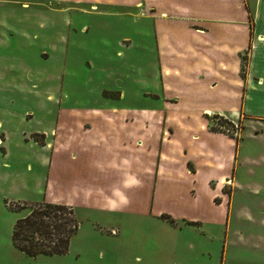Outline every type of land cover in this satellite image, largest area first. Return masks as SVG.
I'll use <instances>...</instances> for the list:
<instances>
[{
  "label": "rangeland",
  "instance_id": "rangeland-1",
  "mask_svg": "<svg viewBox=\"0 0 264 264\" xmlns=\"http://www.w3.org/2000/svg\"><path fill=\"white\" fill-rule=\"evenodd\" d=\"M6 1L0 0V158L10 165L0 168V264H264V158H234L236 165L228 162L221 172L205 158L185 157L189 144L192 154L204 151L198 138L190 141L194 131L187 129L198 117L190 106L213 98L179 99L187 105L179 122L167 113L138 112L162 102L152 87L159 62L152 19L140 15L150 0L142 7L99 5L100 15L59 13L53 0L26 6ZM154 1L175 12L236 11L233 0ZM243 3L251 11L255 0ZM218 102L229 100L218 93ZM111 107L129 113H91ZM203 121L209 131L242 137L241 157L264 151L248 136L250 125L263 129L264 122L241 114L206 115ZM106 128L110 158L92 143ZM203 139L218 153L235 150V142L220 136ZM20 158L32 165L24 189L17 186ZM38 158H47L46 164ZM223 172L221 193L212 195L207 179ZM234 174L240 185L231 183ZM130 175L140 186L124 187ZM98 187L106 193L119 187L129 202L115 210L96 207L85 194ZM41 201L74 209L78 230L65 253L32 257L12 244L14 222L28 208L10 206Z\"/></svg>",
  "mask_w": 264,
  "mask_h": 264
},
{
  "label": "crops",
  "instance_id": "crops-1",
  "mask_svg": "<svg viewBox=\"0 0 264 264\" xmlns=\"http://www.w3.org/2000/svg\"><path fill=\"white\" fill-rule=\"evenodd\" d=\"M34 1L46 2L45 0ZM233 1H235L236 11L231 13L218 12L212 14L190 10L169 11V9L164 8L161 2L154 0L147 2L149 11H141L140 13L141 16L144 15L152 19V27L156 36V53L159 60L157 76L153 79L152 87L154 91H157L154 96L162 102L158 108L141 109L138 112L159 116L167 113L171 120L178 121L177 115H181L182 107H187V105L182 106V103L178 102L179 99L185 101V98L192 100L213 98L214 100L210 103L190 106L191 109H194L190 111V114L198 116L195 120V127L191 126L187 129L189 132L194 131V133H190V141L194 142L193 137L198 138L197 141L204 151L200 150L198 153L192 154L190 152L192 145L189 144L185 157L205 158V163L210 169L221 172L225 170L228 162L230 165L235 164L234 158H264V151H259L257 156L245 154L241 157L242 137L235 139L209 131L203 121V116L206 115L227 114L236 116L241 114L257 122H264V0H255L251 11L244 7L243 0ZM6 2H17V0H7ZM21 2L26 6L31 1L22 0ZM52 2L58 3L59 13L77 9L82 10L83 14L93 11L98 15L101 13L96 8L99 5L125 6L133 3L135 7L143 6V0H53ZM199 2H204V0H199ZM86 5L92 9L83 7ZM82 28H85V25L81 26L80 30ZM243 55H246V64L242 75L241 57ZM218 93L224 94L229 102L219 103ZM94 112L109 113L110 115L129 113L126 109L114 107L92 109L93 115ZM130 112L137 113V111ZM106 122L109 124L110 121ZM249 128L251 132L248 133V136L257 140V143L264 147V127L257 130L254 125H250ZM107 130V128L103 130L101 140H93L92 143L101 149L105 158H110L109 140L111 132ZM98 131H101L100 128ZM196 131L197 133L200 131L205 138L211 141L220 136L227 140V143L233 144L235 142V150L226 154L218 153V150L211 149L206 144L207 142L203 143V136H199L200 133L197 134ZM77 147L82 146L77 144ZM20 159L24 161V164L18 175L22 177L25 174L29 175L32 170L30 158ZM38 159L43 165L46 164L47 158ZM222 162L224 167L218 168ZM9 165V158H0V168L3 171L9 168ZM230 165L228 169L233 170ZM224 174L227 172L208 177L209 185L212 186L211 183H213L212 195L221 193L222 184L220 183L224 181ZM233 179L231 178L233 186L240 185L236 174H234ZM24 180L23 177L22 182L17 186L22 189L28 188L30 184ZM49 185L50 179L47 175L43 194ZM118 188L113 187L111 192L106 193L102 187H98L94 191L87 190L85 195L88 198H94L92 202L94 206L115 210L123 204L118 195L121 193Z\"/></svg>",
  "mask_w": 264,
  "mask_h": 264
},
{
  "label": "trees",
  "instance_id": "trees-1",
  "mask_svg": "<svg viewBox=\"0 0 264 264\" xmlns=\"http://www.w3.org/2000/svg\"><path fill=\"white\" fill-rule=\"evenodd\" d=\"M243 60L246 61V58ZM245 64L243 62L242 70ZM211 130L218 131L214 128ZM10 207L15 210L28 208V213L18 218L13 225L11 240L16 249L32 257L62 254L68 250L70 239L78 230L73 207L50 201L29 204L17 202ZM161 217L174 221L166 214H161Z\"/></svg>",
  "mask_w": 264,
  "mask_h": 264
},
{
  "label": "clouds",
  "instance_id": "clouds-1",
  "mask_svg": "<svg viewBox=\"0 0 264 264\" xmlns=\"http://www.w3.org/2000/svg\"><path fill=\"white\" fill-rule=\"evenodd\" d=\"M140 184H141V181L138 180L135 176L130 175L124 180L125 188L138 187L140 186ZM118 195L120 196V200L123 204H127L129 202L128 198L122 193H118Z\"/></svg>",
  "mask_w": 264,
  "mask_h": 264
}]
</instances>
